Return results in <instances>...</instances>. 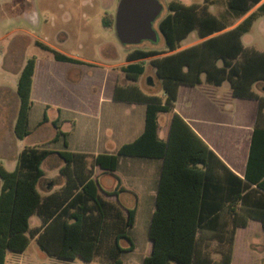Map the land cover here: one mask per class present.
<instances>
[{"label":"trees","instance_id":"trees-1","mask_svg":"<svg viewBox=\"0 0 264 264\" xmlns=\"http://www.w3.org/2000/svg\"><path fill=\"white\" fill-rule=\"evenodd\" d=\"M185 4L169 0L167 12L156 19L166 47L164 49L133 48L121 70L136 81L145 71L147 58L160 79L162 94L146 93L136 84L116 85L114 97L145 104L144 129L130 142L113 153L92 155L67 149L59 118L52 121L55 136L42 144L24 145L16 165L7 169L0 162V264H5L8 251H23L35 237L46 254L64 259L79 257L91 261L103 254L111 264H122V254L132 251L134 243L128 230L135 221V207L125 208L118 195L124 188L114 174L120 156L162 159V168L150 219L148 237L151 252L142 264H231L235 231L246 225L248 218L261 220L264 229V95L254 84L264 82V51L243 44L254 20L264 15V0H226L228 11L237 23L210 12L206 5ZM254 8V9H253ZM154 22V23H155ZM105 24L111 22L105 19ZM195 31L199 41L186 47L181 42ZM35 44L48 51L55 60L82 63L39 40ZM35 59L24 62L17 79L18 108L13 125L14 136L23 139L30 134L29 111L33 101L31 89ZM202 81L221 85L228 81L236 97L258 100V114L253 129L244 178L232 173L195 130L174 111L179 85H196ZM171 113L167 137H159L158 116ZM48 121L47 107L40 124ZM63 138L64 149L54 151L45 144ZM56 153L63 161L60 174L64 183L56 190L42 194L38 184L44 175L42 164ZM217 160V164L213 161ZM113 174L117 185L113 190L101 187L95 167ZM225 168L234 176L237 190L229 199L237 208L227 209L230 222L220 221L223 209L212 204V187H227L220 174ZM37 215L40 225L30 227ZM215 242L211 254V243Z\"/></svg>","mask_w":264,"mask_h":264},{"label":"crops","instance_id":"crops-1","mask_svg":"<svg viewBox=\"0 0 264 264\" xmlns=\"http://www.w3.org/2000/svg\"><path fill=\"white\" fill-rule=\"evenodd\" d=\"M23 13H25V10ZM28 13L31 18L33 13L31 11H28ZM20 31L25 34H29L26 29H20ZM198 41L199 40L189 42L182 47L189 46ZM107 57L109 59L106 64H99L105 68L101 84L99 86L92 87L89 90H85L84 92L85 96L96 97V104H94L96 108L90 109L83 106L82 109H73L71 107H61L58 106V104L51 105L44 102L42 104V109L45 110V107H47V112L52 111L53 115L48 116V121L37 125L38 127L34 130L29 127L31 132L25 138L28 140L30 137L35 136L37 139L34 142L26 141L27 144L21 145L19 144V140L22 139L15 137L20 145L19 152L24 145L42 144L52 139L56 133V129L52 121L57 118H59L62 128L68 131L65 136L67 140L66 148L72 151L86 152L89 154V159H91L92 155L94 156L98 153H113L123 143L134 140L142 133L144 129L145 104L142 102L116 99L114 97V90L117 84L127 85L129 83H134L142 91L149 93L144 89L151 91V89H153L157 84L161 85L160 79H157L155 74V68L153 66L151 68V71L156 76L155 79H152V74L146 73V67L148 65L145 64L144 73L140 75L136 81H131L125 77L121 70L122 65L126 64L127 61L116 60L112 56ZM25 61L26 59L23 58L17 62L16 66L14 63L12 64L8 73L11 74L10 77L14 87L0 85L2 89H7L16 95L17 79ZM67 63L69 64L64 70L65 72H62V74H64V77L72 83L75 79L70 76V72L73 70H80V64L72 62ZM52 68H49L47 74L43 70H37L35 64L31 99L34 98L35 93H40L39 90L44 87L46 83L53 80ZM93 76L94 75L91 72L90 77ZM82 77L83 75L81 78ZM253 88L259 95H264V82L254 84ZM33 107L34 101L29 111V119ZM17 108L18 98L12 120V131ZM174 111L185 119V121L207 143V145L214 151L217 157L229 168L232 173L244 178L252 133L258 114L257 99L234 96L228 81H224L221 85L208 84L204 81L196 85L181 84L177 90V99L174 104ZM171 116L172 114L168 112L160 113L158 116V134L162 139L167 137ZM262 118L263 120L262 123H260V126L264 128V114H262ZM60 139L63 140V138L60 137L57 141ZM50 143L45 144L46 147L50 148L47 146ZM51 149L54 151L61 150V148L54 147ZM53 156H57L61 160L56 153H53ZM7 159V156L4 154L0 155V161H2L4 166H6ZM213 161L217 164L216 159H213ZM62 164L63 161L61 160V163L57 167L56 171L53 170V177H58L59 182L53 186V189L48 190L46 194L58 189L64 183V178H61L62 175L60 174V167ZM15 165L16 162L12 168H9L8 166L6 167L11 170L15 167ZM161 168L162 159L160 158H147L139 156H120L118 158L114 174L118 176L120 186L123 187L124 190L119 192L118 195L112 194L106 195V197L111 200H119L125 208L135 207V221L129 230L137 224L140 211H143V222L148 236L150 219L155 207V198ZM229 170L219 168L220 174H222L226 181L230 184H227V187L225 188L220 187V185L215 188L212 187L209 191V196L212 202L210 206L215 207L218 205V207L223 209L220 219L222 223L230 222L232 219V214L228 213L227 209L237 208L240 206V202L233 205V203L229 201V199L233 197L234 193L237 191L235 190L237 186L233 185L235 180L234 176ZM104 173L105 172H103L100 167H95V174L98 175L101 187L105 190H113L117 185L116 177L109 173L114 177L115 182L106 186L102 182ZM239 234H242L243 240L241 249L243 252L242 254L248 257L246 263H249L251 261L250 258L256 254L258 257L257 264H264V229L262 227L261 220L248 218L246 225L238 226L236 228L232 261L235 252L234 247L236 239ZM214 246L215 242L213 241L211 243L210 252L217 258L219 254L214 251ZM151 249L152 241L150 240V252Z\"/></svg>","mask_w":264,"mask_h":264},{"label":"rangeland","instance_id":"rangeland-1","mask_svg":"<svg viewBox=\"0 0 264 264\" xmlns=\"http://www.w3.org/2000/svg\"><path fill=\"white\" fill-rule=\"evenodd\" d=\"M119 1L0 0V85L14 87L8 70H10L13 63L16 66L20 59L34 58L36 69L43 70L47 74L49 68L53 67V80L46 83L39 90L40 93H35L32 99L34 107L29 119V127L32 130L37 128L42 120L44 112L42 104L44 102L73 109H82L83 106L95 109L96 97L85 96L84 92L101 84L105 68L99 64H106L109 59L107 56L123 61L126 54L136 47L144 49H164L166 47L156 22L153 23V26L157 30V41L143 40L139 44L133 45L122 43L115 27ZM159 1L163 4L161 15H164L168 11L167 3L169 0ZM180 1L185 4L193 2L202 4L204 2V0ZM206 5L210 12L224 17L228 23H236L240 20V18L233 17L228 11L226 0H207ZM24 10L25 13H23ZM28 11L33 13L31 18ZM105 19L109 20L111 24H105ZM20 29L28 30L29 34H25ZM36 40L44 41L65 54L81 59L82 63H78L80 64V70L70 72V76L75 81L71 83L62 74L69 63L55 60L48 51L35 44ZM197 40H199L198 36L193 31L182 40L181 46ZM242 41L247 47L264 51V15L254 20L250 31L242 36ZM149 59L147 58L146 61L148 65L146 73L152 74V79H155L156 76L151 71L152 65ZM91 72L94 75L93 77H90ZM144 90L149 93H162L160 84H157L151 91ZM16 103L15 93L0 87V155L7 156L6 166L9 168H12L17 161L19 144H27L26 141L34 142L37 139V137L32 136L28 140L27 138L19 140L18 144L12 131ZM52 115V111L47 112V116ZM47 146L50 148H65L62 139ZM0 162L2 163V161ZM60 163L61 160L53 154L43 162L42 168L45 174L38 185V189L42 194H46L59 182L58 177H53V170L56 171ZM61 178L63 177L61 176ZM102 182L104 185L109 186L112 182H115V179L111 174L104 173ZM143 219L144 213L140 211L137 224L128 233L135 244V248L122 254L123 264H141L142 258L150 252V240L146 234ZM29 223L31 228L37 227L40 225V218L33 215ZM242 245V234H239L234 247L232 264H257L258 257L256 254L250 258L249 263H246L248 257L242 254ZM5 264L111 263L103 254H97L91 261H84L79 257L64 259L51 256L41 250L35 237H32L23 251H8Z\"/></svg>","mask_w":264,"mask_h":264},{"label":"water","instance_id":"water-1","mask_svg":"<svg viewBox=\"0 0 264 264\" xmlns=\"http://www.w3.org/2000/svg\"><path fill=\"white\" fill-rule=\"evenodd\" d=\"M159 0H120L116 10L115 27L124 44H139L143 40L157 41L153 23L161 15Z\"/></svg>","mask_w":264,"mask_h":264}]
</instances>
